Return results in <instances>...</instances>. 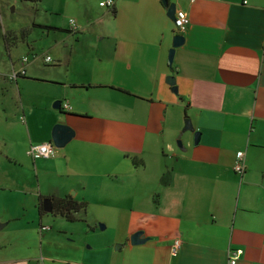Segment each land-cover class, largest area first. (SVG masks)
I'll use <instances>...</instances> for the list:
<instances>
[{
    "label": "crops",
    "instance_id": "0c3cea01",
    "mask_svg": "<svg viewBox=\"0 0 264 264\" xmlns=\"http://www.w3.org/2000/svg\"><path fill=\"white\" fill-rule=\"evenodd\" d=\"M167 1L187 13L185 32L160 0L89 1L67 32L74 41L54 46L56 59H42L54 68L40 75L28 56L11 79L22 69L3 55L19 41L0 28V96L9 82L37 86L18 94L21 124L1 136L12 170L35 176L21 192L37 212L40 198L85 204L70 230L39 214L0 217L1 230L13 226L0 236V264H229L231 250L243 251L237 264H264V0ZM175 35L184 44L169 65ZM56 101L70 111L53 110ZM187 118L196 145L182 133ZM58 123L74 138L31 160L28 148L50 143ZM138 232L146 242L130 244Z\"/></svg>",
    "mask_w": 264,
    "mask_h": 264
},
{
    "label": "rangeland",
    "instance_id": "374dc122",
    "mask_svg": "<svg viewBox=\"0 0 264 264\" xmlns=\"http://www.w3.org/2000/svg\"><path fill=\"white\" fill-rule=\"evenodd\" d=\"M89 1L97 4L102 0H0V28L4 33H13L19 41L14 46L12 45L13 41L9 42L10 50L5 51L6 55H3L5 62L9 63L8 59L11 57L16 68L22 69L21 60L29 56V64L35 68L37 75L41 74L40 71L45 72L48 71L46 69L54 68L44 65L42 59L47 56H50L52 60L56 59L57 55L53 51L54 46L70 45L74 41V35L67 33L71 29L70 20H74L80 11H83L84 15L86 4ZM80 16L82 15L77 17ZM35 25L51 26L57 30L47 34L42 28H36ZM61 29L64 30L61 31ZM27 38L29 39V48L24 42L21 43ZM30 46L33 50L30 49ZM24 83L27 87L20 90L15 82H9L5 89L7 92L4 91L0 96V100L4 104L0 107V217L4 219L18 215L21 221L30 219V221L38 222V212L31 208L33 198L28 194H23L20 187L24 180L30 181L31 185L36 184L35 176H31L25 170H12V164H9L5 157L7 149L2 145L1 137L7 131L10 132L8 125L21 124L19 122L21 115L18 114V94L25 95L27 92L31 96L35 95L33 90L37 87L36 83L33 81ZM178 141L182 142L181 139ZM178 141L176 142L177 146ZM26 163H30L29 160ZM29 191L31 193V190ZM23 204L25 205L24 212ZM41 217L45 222L54 223L57 227L59 225L65 229L68 227L70 230L71 223L63 220L59 215L46 214ZM14 224L16 223L14 222ZM12 227L11 224L6 229L0 230V236L5 235Z\"/></svg>",
    "mask_w": 264,
    "mask_h": 264
},
{
    "label": "built area",
    "instance_id": "2783aa9c",
    "mask_svg": "<svg viewBox=\"0 0 264 264\" xmlns=\"http://www.w3.org/2000/svg\"><path fill=\"white\" fill-rule=\"evenodd\" d=\"M98 5L100 8L102 9H113L114 8V0H102L100 2H98ZM174 25L177 31V34H181L183 32L186 31V27L189 24V20H188V15L185 12L182 11H176L175 12V16H174ZM70 25H71V32L76 31L77 26L75 25L74 20H70ZM28 58H23L21 60V66L24 67L25 64L27 63ZM45 63H51V58L48 56L44 59ZM21 74H24V69L22 68V70L18 73H14L11 77V79H15L18 76H20ZM61 110H63L64 112H68L70 111V105L67 102H63L61 103ZM56 154V148L51 144V143H42L36 146H30L27 150L26 155L31 158V160L36 161L39 159H51L53 158V156ZM245 154L243 152H239L236 154V159L234 161V165H233V170L235 171V173L237 175H243L245 172ZM45 229V228H43ZM180 241L176 240L173 243V246L171 248L170 254L171 256H176L177 253L180 251ZM243 254L242 250H236L233 251L231 250L229 255H230V259H229V264H237V261L239 260V257Z\"/></svg>",
    "mask_w": 264,
    "mask_h": 264
},
{
    "label": "water",
    "instance_id": "95a60500",
    "mask_svg": "<svg viewBox=\"0 0 264 264\" xmlns=\"http://www.w3.org/2000/svg\"><path fill=\"white\" fill-rule=\"evenodd\" d=\"M162 2V5L167 9V17L170 19L172 22H174V16H175V6L173 4H169L167 0H160ZM184 44V37L183 36H177L175 35L173 37V47L170 49L169 54H168V60H169V65H171L174 61V53L175 49L182 47ZM172 83V79H171ZM171 91L177 94V88L175 86H172ZM61 101H56L52 109L53 110H60L61 107ZM192 123L190 119H185L184 121V126L182 128V133L189 132L194 135L195 142L194 144L196 145L199 142L200 139V133L195 132L192 128ZM75 133L72 129L64 125V123H58L56 124L53 129H52V135H51V144L55 148H64L72 138H74ZM178 146L180 147V143H177ZM42 208L45 214H52L53 213V206L52 202L50 199H44L42 200ZM3 228V225L0 224V230ZM103 228V227H102ZM143 233H135L132 235L129 239L130 244L132 245H142L146 242L145 240H141V236Z\"/></svg>",
    "mask_w": 264,
    "mask_h": 264
},
{
    "label": "trees",
    "instance_id": "16d2710c",
    "mask_svg": "<svg viewBox=\"0 0 264 264\" xmlns=\"http://www.w3.org/2000/svg\"><path fill=\"white\" fill-rule=\"evenodd\" d=\"M33 1V0H30ZM115 14V11H113ZM36 26V25H35ZM36 28H41L40 26H36ZM45 29H51V27H43ZM6 36H10V34L5 35V41ZM6 51L8 52V46L6 45ZM18 76V75H17ZM20 77V76H18ZM42 198H40L39 204H38V214L40 216L46 215L45 212L43 211L42 208ZM52 206H53V215H59L61 218L65 219L67 222H75L77 220V215L81 211L85 210V204L82 203H77L71 198H58L52 201ZM39 216V217H40Z\"/></svg>",
    "mask_w": 264,
    "mask_h": 264
}]
</instances>
